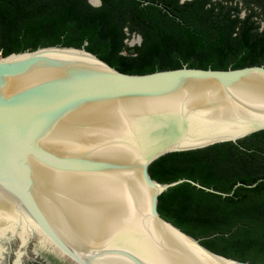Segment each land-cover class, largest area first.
Here are the masks:
<instances>
[{
	"label": "water",
	"instance_id": "obj_1",
	"mask_svg": "<svg viewBox=\"0 0 264 264\" xmlns=\"http://www.w3.org/2000/svg\"><path fill=\"white\" fill-rule=\"evenodd\" d=\"M87 45L0 57V264H253L159 212L183 183L219 192L150 168L264 131V65L131 75Z\"/></svg>",
	"mask_w": 264,
	"mask_h": 264
},
{
	"label": "trees",
	"instance_id": "obj_2",
	"mask_svg": "<svg viewBox=\"0 0 264 264\" xmlns=\"http://www.w3.org/2000/svg\"><path fill=\"white\" fill-rule=\"evenodd\" d=\"M263 22L264 0H102L100 7L88 0H0V53L88 42L87 51L131 75L185 65L240 69L264 65ZM133 36L142 41L131 48ZM150 173L162 184L189 179L219 192L183 183L161 195L159 212L214 253L264 264V131L167 155Z\"/></svg>",
	"mask_w": 264,
	"mask_h": 264
},
{
	"label": "rangeland",
	"instance_id": "obj_3",
	"mask_svg": "<svg viewBox=\"0 0 264 264\" xmlns=\"http://www.w3.org/2000/svg\"><path fill=\"white\" fill-rule=\"evenodd\" d=\"M248 12L247 11H243L241 13V17L242 18H245L247 16ZM264 23V22H263ZM264 27V24H262V29ZM127 44L129 45V47H134L135 45H139L141 44V41L139 42V36H133L131 37L128 41H127ZM1 53H0V57H1Z\"/></svg>",
	"mask_w": 264,
	"mask_h": 264
}]
</instances>
